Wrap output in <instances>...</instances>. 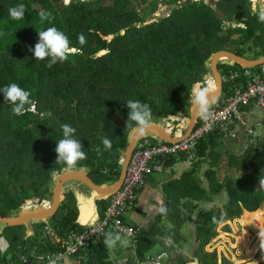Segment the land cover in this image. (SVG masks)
I'll return each instance as SVG.
<instances>
[{"label":"trees","instance_id":"obj_1","mask_svg":"<svg viewBox=\"0 0 264 264\" xmlns=\"http://www.w3.org/2000/svg\"><path fill=\"white\" fill-rule=\"evenodd\" d=\"M133 2L72 0L65 4V0H0V32L5 33L0 36V88L15 82L30 91L34 101L30 112L15 116L12 105L5 102L0 92L1 216H17L25 200L36 204L51 200L55 176L66 171L63 163L56 162L55 152L57 142L63 138L62 124L76 129L75 138L87 154V159L71 171L88 168L95 184H110L121 172L123 154L135 131L134 123L127 126L128 100L147 103L152 109V123L170 122L180 113L190 116L192 88L213 74L216 53L230 51L253 60L264 57V22L259 20L260 9L253 10L251 0H219L215 6L206 0H158L159 4L171 7L170 13L149 25L147 19L157 12V6H152V12H144L142 3ZM20 3L26 6L25 16L12 20L8 10ZM42 11L51 12L52 18L42 22L39 15ZM231 23L239 26L233 27ZM50 26L68 36L72 51L66 61L48 68V60H36L30 48L34 49L39 40L38 31ZM80 34L84 43L77 39ZM108 36L115 37L106 40ZM219 66L223 75L243 69L228 59ZM233 91L232 84H225L224 96ZM215 133L199 142L196 159L199 162L212 155L206 141ZM104 138L111 139V150H105ZM246 158L249 166L243 169V178L228 179L225 186L213 183L215 176L210 169L205 172L208 197L206 190L200 188L195 194L191 190L184 193L182 189L177 191L182 193L180 196L174 194V187L192 184L191 174L170 181L165 211L152 231L140 230L137 236L134 243L137 258L153 255L147 253L158 245L157 237L165 233L173 238L178 251L182 243L188 242L183 228L192 225L195 246L188 259L178 254L179 264L195 258H199V263L217 264L213 254L203 251L213 230L227 220L239 218L243 209L255 211L264 202V187L257 188L264 178V139L252 144ZM173 162L172 158L169 164ZM220 193L228 199L223 208L213 207L193 216L201 203L212 202L211 194ZM107 202L108 198L96 202L101 215ZM78 216L77 197L74 191H68L48 224L58 237L67 236L70 230L82 228ZM161 218L170 222V228L160 225ZM244 218L247 224L258 223L264 228L262 210L245 213ZM33 227L35 235L26 240L24 226L4 227L8 246L0 253V259L9 258L13 264H20L23 255L34 257L58 248L56 239L44 238V224L36 223ZM245 237L246 232H240L238 244L244 243ZM105 238L101 236L76 255L82 253L88 264H111L109 248L103 243ZM260 241H264V236Z\"/></svg>","mask_w":264,"mask_h":264},{"label":"crops","instance_id":"obj_2","mask_svg":"<svg viewBox=\"0 0 264 264\" xmlns=\"http://www.w3.org/2000/svg\"><path fill=\"white\" fill-rule=\"evenodd\" d=\"M212 77H214V75H211V78ZM209 82H212V80H210ZM215 84L216 83H211L210 85H213L212 87L215 88ZM251 129L254 131L253 133H251ZM233 131L234 136L215 133L214 135L209 137L206 142L210 146V152H212V155L206 157L207 159H205L204 161L201 160V162H199V159L190 161L183 156L173 157L175 162H173V164H169L166 171H164L163 173H154L150 175L145 185L140 190L137 203L134 207H131L125 214L124 222L131 226L138 227L141 230V233H149L150 231H152V228L153 226H155L158 217L162 216L163 214V212L160 211V208L165 209L166 207L168 199V183L173 180H180L186 177V175L188 177L191 174V179L193 180L190 181V183L192 184H186L183 187H174V194H176L177 196H180L182 194L179 192L177 193L179 189H182L184 193H188L191 190L192 193L195 194V192L197 191L196 189L200 188L206 190L205 194L208 197L210 195L208 193L209 188L203 177L205 175V172L209 171V169L214 173L215 176V178L212 176L213 183L219 182L221 186H225L224 184L228 179L235 181L243 178V169L249 166V162L246 156L250 147L252 146V144H254L255 141L264 139V107L259 106L255 102L245 107L243 109L242 120L235 125ZM215 158L216 160H214ZM207 161H210V163H208ZM80 186L82 185L76 184L73 188L75 196L77 197L78 204H80V200H82V197L78 198L77 196V192L79 191L78 189H81ZM257 188H262L260 186V182L257 184ZM179 199H182V196L179 197ZM227 200L228 199L224 193H220L218 195L211 194L209 201L212 202H206L204 204L201 203L195 210L193 216H200L203 211L209 210L213 207L223 208V205L227 203ZM260 210H262V213L264 215V202H262L261 206L255 211L249 212L243 209L240 216H244L245 213L251 214ZM98 213L99 215H101V210L99 207ZM239 218L227 220L219 224L213 230L212 238L207 243V247L205 246L203 248V251L213 254L216 258V261L222 264H259L261 262H264V249L260 251L258 249V245H256L258 242V238L257 240H255V238L253 237V241H251V235L250 233H248V236L245 237L244 243L238 244L239 239L238 237H236V233L239 232L238 230L240 228V224L238 222ZM48 220H45L46 222L40 221L39 223L48 224ZM84 220H86V216H82V214L79 212L77 222L81 225ZM33 225L26 224L24 226L25 240L35 235V229ZM160 225H164V218H161ZM190 227L188 228L190 235L189 239H187L188 242L182 243L180 245L181 249H179L178 251H176L175 249L177 246L175 245L173 238L165 233L157 237V242L160 243L158 244L160 246V249L151 251L147 254H155L160 252L162 248L165 249L164 243L162 242L164 241L168 242L169 244V247L167 249L172 264H179L178 254H181V256L184 258H186L185 254L186 256L191 257L192 254L189 255L184 250L185 246H188L190 249H192V246H195V243L192 240V231L194 232V226L191 225ZM219 227L220 230L217 229ZM3 231L4 229L0 230L1 254L7 249L8 246L6 240L4 239ZM1 240L3 241V243H1ZM133 254L134 249L125 246L122 247L117 242V245L112 248L111 252H109V260L111 264H115L117 259L123 256L129 257ZM65 260L69 261L70 264H88L85 256L82 255V253L65 257L61 259L57 264H65ZM13 263L14 262H10L9 258H5L4 260L0 259V264Z\"/></svg>","mask_w":264,"mask_h":264},{"label":"built area","instance_id":"obj_3","mask_svg":"<svg viewBox=\"0 0 264 264\" xmlns=\"http://www.w3.org/2000/svg\"><path fill=\"white\" fill-rule=\"evenodd\" d=\"M256 68V67H255ZM225 84H232L233 93L222 96L213 103V116L210 120L198 119L192 133L185 137L186 127L177 125L184 118V114L171 118L166 122L168 131L176 138L173 142L156 139L151 135L142 137L132 154L119 189L108 198V202L102 215L91 224L81 225L80 230H70L67 236L58 237L48 224H44V238L56 239L58 248L51 253L40 254L34 257L21 256L20 264H57L61 259L76 255L85 250L91 243L107 233H119L130 243L125 247L134 249V243L140 229L126 224L123 215L127 209L134 206L138 199V192L145 185L148 177L154 173H163L168 169V164L173 157L186 156L190 161L196 160L197 146L201 140L215 132H221L234 136L233 128L242 120L243 109L255 102L264 107V65L259 70L244 68L231 71L223 75ZM215 83V80H214ZM254 131L251 129V133ZM107 198L103 199L106 200ZM49 200H42L39 204L25 200L21 205V211H32L37 206L48 207ZM46 222V221H43ZM162 251L153 255H147L140 260L135 254L129 257H121L115 264H172L168 252L169 244L164 242ZM129 261V262H128Z\"/></svg>","mask_w":264,"mask_h":264},{"label":"clouds","instance_id":"obj_4","mask_svg":"<svg viewBox=\"0 0 264 264\" xmlns=\"http://www.w3.org/2000/svg\"><path fill=\"white\" fill-rule=\"evenodd\" d=\"M26 6L23 3L17 4L9 8V16L12 20H21L25 16ZM41 21H48L52 18L51 12L42 11L39 13ZM259 20L264 22V11L259 15ZM5 33L0 32V36ZM39 40L35 44L34 49L30 48L36 60H48L46 66L51 68L58 62L66 61L72 51L71 41L68 36L55 26L47 27L44 30L38 31ZM80 43L85 42L83 34L77 37ZM3 93L5 102L12 105L11 111L15 116H22L32 110L34 101L31 99V92L25 90L17 83H10L3 88H0ZM212 93V86L197 84L191 93L190 100L195 109L196 115L207 121L213 116L212 107L214 99L210 98ZM128 111L127 126L131 127L134 123V130L143 134L152 126V109L147 103H142L139 100H128L126 103ZM132 122V123H129ZM63 138L57 142L55 152L57 153L58 163H63L66 170L71 171L80 161L87 159V154L83 150L80 140L75 138L76 129L70 124H62ZM102 144L105 150H111L112 141L109 138H104ZM99 151V150H98ZM123 161V160H122ZM260 186L264 187V178L260 179ZM164 212V208H160ZM47 221V220H46ZM119 242L123 246H127L130 241L123 238L119 233L109 232L103 243L107 248L112 249ZM65 264H70L65 260Z\"/></svg>","mask_w":264,"mask_h":264},{"label":"water","instance_id":"obj_5","mask_svg":"<svg viewBox=\"0 0 264 264\" xmlns=\"http://www.w3.org/2000/svg\"><path fill=\"white\" fill-rule=\"evenodd\" d=\"M114 37L115 36H108L105 39L111 40ZM226 59L230 60L232 65L240 64L244 68H255L264 65V57L258 60H253L230 51H220L216 53L212 61V69L216 87L212 89V93L210 94V98H213L214 102L219 100L224 95L225 83L223 79V72L221 71L219 64L221 61ZM204 83L199 84L205 85ZM196 85H194L193 88ZM180 114L183 115V113ZM198 119L199 117L196 115L195 109L192 108L191 115L187 120L186 133L184 135L185 137L189 136L192 133V131L196 127ZM147 135H151L156 139H161L168 142H173L174 140H176V138L168 131V128L159 123H152V126L143 134L134 131L131 136L129 145L124 153V158L121 162L122 169L116 181L110 184H95L89 177L88 168L76 171L66 170L61 174H58L54 178L52 196L48 207L37 206L32 211L22 210L17 216H13L11 218H5L0 215V225L4 227L25 226L26 224L33 225L39 223L40 221L50 219L56 213L60 203L65 199L66 193L68 191H74L73 188L76 185V182H79L81 185L85 186L90 193L88 201L80 200L81 202L80 204H78L79 212L82 214V216H86V220H84L81 225L91 224L99 217L98 206L96 204L97 200L109 198L119 189L138 141L142 137ZM27 201L32 203V200ZM185 264L200 263L197 259H194L192 261L186 262Z\"/></svg>","mask_w":264,"mask_h":264},{"label":"rangeland","instance_id":"obj_6","mask_svg":"<svg viewBox=\"0 0 264 264\" xmlns=\"http://www.w3.org/2000/svg\"><path fill=\"white\" fill-rule=\"evenodd\" d=\"M71 1L72 0H65V4H69V3H71ZM206 1H207V4H211V5L215 6L219 0H206ZM251 2H252V8H253V10L255 12H258V9H260V11L258 12L259 14L262 11H264V0H251ZM133 3L135 5H137V4L139 5V4L142 3L140 7H141V9L144 10V12H152V10H151L152 6H157V8H158L157 9V12L155 14L149 15V18L147 19L148 20L147 24H150V23H153V22H157L161 17H164L166 15H169L170 10H171V7L165 6L163 4H159L158 3V0H134ZM147 14H149V13H147ZM231 24H232L233 27L239 26L236 23H231ZM211 75H213V74H210L208 76L206 82L204 83L205 85H209L211 83L212 84L214 83L213 82L214 81V77L211 78ZM210 80H212V82H209ZM184 117H185V119H183L181 121H178L177 125L186 127L187 120L189 119L190 116H184ZM173 118H175V117H173ZM160 124H162L164 126H167V123L166 122H161ZM123 158H124V154H123ZM78 184H80V183H78ZM51 186L53 188L54 182L51 184ZM80 187H81V189L79 188L78 189L79 191L77 192L78 198L82 197V200L83 201H88L89 200V195H90L89 191H87L85 188H82L83 186H80ZM244 216H245V214H244ZM244 216H239L240 218H239V221L238 222L240 224V228L238 230L239 232L236 233V237H239V233L240 232H244L245 231L246 232V237L248 236V233H250V235H251V237H250L251 241H253L252 240L253 237L255 238V240H257V238H258V242L256 241L257 242L256 245H258V249L261 251L262 249H264V244H263L264 241H260V238L264 236V228L261 227L258 223H250V224H247V220L244 218ZM164 225L167 226V227H169V228L171 226L170 225V222L168 220H165V219H164ZM1 227H3V228H1ZM0 228H1L0 230H2V229H4V226L0 225ZM217 229L220 230V227L217 228ZM182 232L184 233L183 235L185 237H187V239H189L190 235H189V229H188V227L183 228V231ZM220 242H221V240H220ZM1 243H3L2 240H1ZM158 244H160V243H158ZM4 248H5V246H4ZM158 249H160V246L159 245H157L155 248H153V251H156ZM162 249H164V248H162ZM162 249H161V251H162ZM184 250L189 255H191L192 250L188 246H185L184 247ZM111 251H112V249H109V252H111ZM185 257H186V259L189 258L188 256H186V254H185ZM197 260L199 262V258H197ZM203 263L204 262H202L200 264H203ZM217 264H222V263L217 262Z\"/></svg>","mask_w":264,"mask_h":264}]
</instances>
